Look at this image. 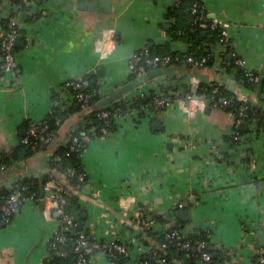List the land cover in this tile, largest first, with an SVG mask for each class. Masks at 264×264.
Returning a JSON list of instances; mask_svg holds the SVG:
<instances>
[{
  "label": "crops",
  "instance_id": "1",
  "mask_svg": "<svg viewBox=\"0 0 264 264\" xmlns=\"http://www.w3.org/2000/svg\"><path fill=\"white\" fill-rule=\"evenodd\" d=\"M6 1L0 2V16ZM199 1L206 20H217L226 29L224 52L210 65L185 59L182 66L189 63V69L163 70L135 88L133 93L160 81L161 88L176 82L178 91H168L159 113L145 109L138 120L115 118V129L92 137L81 154L89 178L79 191L88 213L86 227L97 240L129 248L132 264L149 250L137 237L141 228L136 217L142 211L164 218L159 227L177 226L183 237L206 230L211 244L231 253L227 264H252L253 255L264 252V128L255 123L250 128L246 121L245 127L237 125L227 108L210 104L204 111L213 84L253 105L264 100V93L243 87L226 62L241 58L247 74L264 75V0ZM23 2L15 10L11 4L24 33L18 34L20 46H14V71L0 83V153L19 144L27 120L47 115L66 79L102 68L103 75L92 76L110 85V94L132 79V52H156L154 47L164 45L184 52L189 47L168 33L176 22L165 15L171 0H109L110 12L97 0H89L86 8L78 0ZM201 88H209V94H199ZM188 92L203 102H182ZM79 119L70 115L56 140L66 138ZM49 157L43 149L17 162L0 174V186L38 176ZM49 208L29 198L8 223L0 221V264H46L59 227L57 212ZM90 264L112 261L100 249L90 256Z\"/></svg>",
  "mask_w": 264,
  "mask_h": 264
},
{
  "label": "trees",
  "instance_id": "2",
  "mask_svg": "<svg viewBox=\"0 0 264 264\" xmlns=\"http://www.w3.org/2000/svg\"><path fill=\"white\" fill-rule=\"evenodd\" d=\"M13 8L17 5L24 4V0H9ZM194 2H198L201 5L199 0H179V3L176 5H170L166 10V17H175L176 22L169 26L168 33L171 36L172 40H182L189 43V47L184 52L173 51L168 45L154 47L156 52H152V49H149L151 55H169L171 61L169 64L163 67L164 72L174 71L178 69H189V63L185 66H182L183 61L188 55H192L195 58H201L205 54L204 47L218 40L220 35L219 28L211 29L209 26L201 27V23H208L211 20H206V15L203 19H198V11L192 12L191 6ZM9 17L0 16V40L5 36L7 31L10 29L11 16L14 15V11H11ZM17 33L23 35L24 31L21 27L17 26ZM15 51V48H14ZM228 68L231 71L234 69L235 77L243 87L256 91L260 94L264 93V75L260 76L257 73H253V76H256V79L250 78L249 74L240 67L236 65L233 60L226 61ZM212 59H209L205 62V65H210ZM89 79L90 85L88 91L92 92L98 86L97 78L92 75H85ZM133 78L130 75V79ZM205 87V86H204ZM203 87V88H204ZM165 93V99L168 96V91L172 92L178 91L176 82L171 83L169 86L161 88ZM188 89V88H187ZM186 89V90H187ZM189 93V92H188ZM199 94H209V88L198 90ZM227 95H231L226 93ZM154 93L150 91V94L137 96L133 99L132 106L139 109V116L144 112L143 107H149L150 101L152 100ZM173 98V96H172ZM99 96L97 94L91 97L90 108L85 114V117H88L92 124L98 126L102 123V120L97 118L95 113L103 107H98L97 102ZM247 103V108L245 111L244 120L250 124L254 122L257 129L264 128V100L260 101V104L253 105L250 102ZM117 102H112L113 105H116ZM237 104V103H235ZM234 106H231L227 109H233ZM164 108L161 107L158 110L162 111ZM108 110H111L110 106H107ZM112 111H110L111 114ZM77 114L80 117L84 114L83 111L79 108L78 104H71L68 108L62 109L60 106H55L52 108L46 118L47 122L51 129L55 130L54 140L46 145L41 147L32 148L29 143L17 144L15 147L10 150H6L0 153V162H3L7 165L9 170L16 168L17 162L27 159L36 151L46 150L50 154L48 159L47 167L41 171V173L36 176H30L24 178L20 183L26 185V190L24 194L28 197L30 196L37 203H40V198L44 195V185L46 182L52 179H58L68 187L71 191L68 195L65 196V211L72 217L74 226L70 230L63 232L67 239L66 241L58 246L56 249H51L49 256L47 257L46 264H74L76 259V253L74 251V246L76 244V236L79 232H84L85 239L88 243L87 247L89 249L87 256L90 257L96 251L102 249L107 251V248L104 246L106 243L101 240H97L95 236L91 233V230L86 227V221L88 217L87 209L82 204L79 199V191L84 185V181H80L78 178L79 173L83 170L81 162V153L87 146V143H81L77 150L69 151V146L73 144L70 141L68 144H60L57 139L59 124H56L55 119L58 117L60 123L62 124L70 115ZM26 130V123L24 125ZM109 130L112 131L115 129V123L111 122L109 125ZM80 130L76 128L71 131L72 135H77ZM55 156H60V160H54ZM6 171V170H5ZM9 194V191L4 187L0 186V198H5ZM42 204V203H41ZM145 212L140 213L141 220L146 217ZM157 221H164V218L153 216ZM140 232L138 238L142 243L150 247V250L147 253L142 254L139 257V261L136 264H144V261H147V264H200L199 259L201 257V252L195 249V241L202 240L207 244L206 251L210 252V258L208 261H202L201 264H227L230 261L231 253L226 248H221L211 244L208 237V232L206 230H198L196 233H192L183 239L190 241L191 246L188 249L181 248L176 242H166L164 237L159 231H153L151 228L142 227L140 225ZM172 228H178L173 226ZM150 238V239H149ZM151 240V241H150ZM166 243L163 247L162 244ZM129 248L125 253H117L112 248L110 251L109 258L112 261V264H132L131 258L129 256ZM154 252V254H153ZM264 256V252L256 253L252 257V264H264L259 261V257ZM160 259H163L164 262H159Z\"/></svg>",
  "mask_w": 264,
  "mask_h": 264
},
{
  "label": "built area",
  "instance_id": "3",
  "mask_svg": "<svg viewBox=\"0 0 264 264\" xmlns=\"http://www.w3.org/2000/svg\"><path fill=\"white\" fill-rule=\"evenodd\" d=\"M6 2L7 4L3 6L5 11L1 14L2 17H9L11 15V3L9 0H7ZM178 3L179 0H171V3H169L168 6L176 5ZM191 11L195 13L198 11V19H203L206 15L204 8L200 4H198V2H194L192 4ZM42 13L45 14V11H43ZM200 26H209L211 29L219 28L220 35L216 42L205 45V54L201 58H195L192 55H188L186 57L187 62L197 66L203 65L209 59L213 60L215 55H217V53L224 52L227 46L226 29L222 27L217 20L213 19L208 23H201ZM16 27L17 19L11 16L10 29L0 40V83L3 82L5 74H9L14 71V41L16 36L18 35ZM170 61L171 57L169 55H151L147 48H142L130 54L128 59V68L130 74L134 78L142 73H145L147 70L157 67L163 68L165 65L169 64ZM234 63L241 66L243 61L241 60V58H236ZM249 76L250 78L256 79V76H253L252 72L249 73ZM166 81L167 83L170 82V80ZM165 83L166 82H164V85ZM148 84L149 83H147L146 85ZM89 85V79L86 78L85 75L73 79H66L63 82L62 91L57 96V98L53 102V106L47 113L48 115L50 112H52V108L55 106H60L62 109H66L71 104H78L79 108L83 111L84 114L80 117L78 126L76 127H80L78 134L72 135L70 132L66 136V138H63L59 142L60 144L65 145L72 141L73 144L69 146V151L77 150L81 143H88L94 136L108 135L110 133L108 127L111 122L115 121V118H136L138 120L139 109L132 106L133 99L137 96L148 95L150 94V91L154 93V96L148 105L151 107V109H149V107H143L144 110L147 109L152 112V114L159 113L158 109L165 106V104L167 103L164 95L165 93L160 87V85H162L161 81L156 85H152V87L150 86L151 89L149 87L136 93L132 92L134 90L133 89L130 92L124 94L122 97L113 101L117 102V104L113 105V107L112 105H110L112 103H110L105 105L106 107H103V109L97 111L95 115L97 118L102 120V123L96 126L91 123L92 121L88 117L84 118L85 114L87 115V112L90 108L91 97L97 94L99 96V99L103 98L104 96L109 94V91H111V89L110 85L106 84L105 81L98 82V86L92 92L88 91ZM176 95L177 98H180L178 96V93H176ZM209 98L211 101V105L216 108H229L231 106H234L233 109L229 110L235 117V122L237 125L245 121L244 116L246 114L245 111L247 108V101H241L236 95L233 94L227 95L221 90L218 85L214 84L210 86ZM190 100H197L199 103L203 102L199 96L197 98L195 97V95L192 97L189 93L185 94V96H183L182 98V102ZM107 106H110L111 110L106 109ZM110 111H112L111 114ZM46 116L39 121H34L31 119L25 122L26 130L24 136H22L20 139L21 143H29L31 144L32 148H35L46 146L54 140L55 134L57 132L50 128ZM55 122L56 124L61 125V121L58 117H56ZM254 126V122H250V128H254ZM54 160H60V156H55ZM7 168L8 167L5 163L0 162V174L4 173ZM78 178L80 181H84L83 187L88 185L89 178L87 177V174L84 170L79 173ZM23 179L24 178L20 177L15 178L9 180L5 185H2L9 191V194L5 198H0V221L8 223L11 220V217L14 214L15 210L18 208L19 204L31 198L30 196L27 197L24 194L27 186L20 183ZM83 187L81 189H83ZM43 190L44 195L40 198L41 203L43 204V206L45 204H50V208L52 210H55L58 214L57 219L59 222V227L51 242V249H56L67 239L66 235L63 232L70 230L71 227L74 226L72 217L64 209L66 200L65 196L68 195L71 190L68 187L64 186V184L58 183L53 180L46 182ZM49 211L50 210H46L47 213ZM136 222L142 227L151 228L153 231H159L166 242H176V244L184 249H188L191 246L190 241H183L185 237L182 236L178 228L166 226L159 227L160 223L152 215H146V217L141 220L139 214L136 217ZM165 244L166 243H163L162 246L164 247ZM194 244V248L201 252L199 263L201 264L202 261H208L210 258V252L206 251L207 244L202 240L195 241ZM87 245L88 243L85 239L84 232H79L76 236V244L74 246V251L76 253L74 264H90V257L87 256V253L89 251ZM104 246L107 248V251L103 250V252L107 254L108 257L112 248L117 253L127 252V247L123 244L112 242L110 244L106 243ZM259 261L261 263H264V256H260ZM159 262L164 261L163 259H160ZM143 263L147 264V261H144Z\"/></svg>",
  "mask_w": 264,
  "mask_h": 264
},
{
  "label": "water",
  "instance_id": "4",
  "mask_svg": "<svg viewBox=\"0 0 264 264\" xmlns=\"http://www.w3.org/2000/svg\"><path fill=\"white\" fill-rule=\"evenodd\" d=\"M2 0H0L1 2ZM97 1H100V6L105 10V11H108L110 12V8H109V5L108 2L109 0H97ZM79 2V6L81 8H86V5L88 4L89 0H78ZM16 8L14 7V10ZM26 14L23 13V16H25ZM23 19V18H22ZM14 46L15 47H19L20 46V36L17 35L16 38H15V41H14ZM14 67H15V64H14ZM91 75H103V69L102 68H98V69H93V70H90L89 72ZM163 73V68L162 67H157V68H153V69H150V70H147L145 73H142L140 75H138L137 77H134L132 78L131 80L125 82L124 84L120 85L116 90H114L112 93L104 96L103 98H100L97 102V106L98 107H102V106H105L107 104H110L112 103L113 101H115L116 99L122 97L124 94L130 92L131 90L143 85L144 83H146L147 81L155 78L156 76L158 75H161ZM196 90L195 88L193 87L192 89V93H195ZM195 97L197 98L198 96L195 95ZM262 98L264 99V94L262 95ZM210 100H206V103H205V107H204V111L205 112H208L209 109L211 108L210 107ZM156 126L159 125L158 122L155 123ZM241 127H245V124L242 123L241 124ZM186 213L183 212L180 214L181 217H185ZM261 243H263V241H261Z\"/></svg>",
  "mask_w": 264,
  "mask_h": 264
}]
</instances>
